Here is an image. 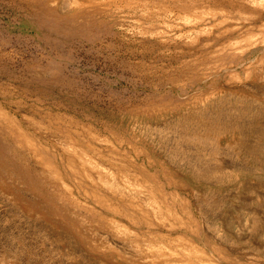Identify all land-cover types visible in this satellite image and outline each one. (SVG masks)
Returning a JSON list of instances; mask_svg holds the SVG:
<instances>
[{
	"label": "rangeland",
	"instance_id": "obj_1",
	"mask_svg": "<svg viewBox=\"0 0 264 264\" xmlns=\"http://www.w3.org/2000/svg\"><path fill=\"white\" fill-rule=\"evenodd\" d=\"M155 1L0 0V264H264V0Z\"/></svg>",
	"mask_w": 264,
	"mask_h": 264
},
{
	"label": "bare ground",
	"instance_id": "obj_2",
	"mask_svg": "<svg viewBox=\"0 0 264 264\" xmlns=\"http://www.w3.org/2000/svg\"><path fill=\"white\" fill-rule=\"evenodd\" d=\"M62 1V0H61ZM107 1V0H106ZM155 1V0H154ZM157 1V0H156ZM155 1V2H156ZM163 1V0H162ZM165 1V0H164ZM235 1V0H234ZM252 1V0H251ZM261 1V0H260ZM56 2V1H55ZM69 2V1H68ZM89 2V1H88ZM145 2H148V1H145ZM158 2V1H157ZM257 2V1H256ZM61 3V2H60ZM104 3V2H103ZM102 3V4H103ZM107 3V2H106ZM113 3V2H112ZM123 3V2H122ZM140 3V2H139ZM165 3V2H164ZM210 3V2H209ZM212 3V2H211ZM223 3V2H222ZM115 4V3H114ZM119 4V3H118ZM136 4H138V3H136ZM160 4V3H159ZM192 4V3H191ZM247 4V3H246ZM86 5V4H85ZM116 5V4H115ZM131 5V4H130ZM133 5H134V3H133ZM216 5V4H215ZM83 6V5H82ZM127 6V5H126ZM141 6V5H140ZM145 6V5H144ZM157 6V5H156ZM155 6V7H156ZM164 6V5H163ZM224 6V5H223ZM78 7H80V5L78 6ZM125 7V6H124ZM153 7V6H152ZM154 7V8H155ZM159 7V6H158ZM157 7V8H158ZM166 7V6H165ZM168 7V6H167ZM230 7H231V5H230ZM95 8V7H94ZM104 8V7H103ZM153 8V9H154ZM178 8V7H177ZM197 8H199V7H197ZM221 8V7H220ZM245 8V7H244ZM72 9V8H71ZM101 9V8H100ZM142 9H146V8H142ZM166 9V8H165ZM216 9V8H215ZM97 10H99V9H97ZM149 10V9H148ZM150 10H151V8H150ZM175 10V9H174ZM192 10H194V9H192ZM191 11V10H190ZM216 11V10H215ZM241 11H243V10H241ZM251 11V10H250ZM82 12V11H81ZM84 12V11H83ZM178 12H180V11H178ZM237 12V11H236ZM246 12V11H245ZM140 13V12H139ZM216 13V12H215ZM131 14V13H130ZM146 14V13H145ZM183 14V13H182ZM248 14V13H247ZM134 15V14H133ZM136 15V14H135ZM180 15V14H179ZM189 15V14H188ZM141 16V15H140ZM139 16V17H140ZM150 16H152V15H150ZM186 16V15H185ZM194 17V16H193ZM192 17V18H193ZM142 18V17H141ZM149 18V17H148ZM189 18V17H188ZM184 19V18H183ZM197 19V18H196ZM144 20V19H143ZM147 20V19H146ZM190 21V20H189ZM149 27H151V26H149ZM237 33V32H236ZM248 36V35H247ZM246 37V36H245ZM247 38V37H246ZM243 41V40H242ZM241 42V41H240ZM240 91V90H239ZM232 92V91H231ZM225 93V92H224ZM229 93V92H228ZM243 94H244V92H243ZM208 106V105H207ZM5 112V111H4ZM5 113H7V112H5ZM26 113V112H25ZM204 115V114H203ZM218 116V115H217ZM216 116V117H217ZM4 117V116H3ZM200 117H202V115L200 116ZM29 119V118H28ZM11 120H12V118H11ZM9 121V120H8ZM13 122V121H12ZM37 123V122H36ZM38 124V123H37ZM17 125H19V124H17ZM16 125V126H17ZM190 125V124H189ZM7 126V125H6ZM11 128V127H10ZM78 129V128H77ZM12 130V129H11ZM81 130V129H80ZM7 131V130H6ZM82 131V130H81ZM29 132V131H28ZM14 133V132H13ZM24 133V132H23ZM71 133V132H70ZM72 134V133H71ZM98 134V133H97ZM191 134V133H190ZM19 135V134H18ZM79 135V134H78ZM67 137V136H66ZM82 137V136H81ZM90 137V136H89ZM72 138V137H71ZM91 138V137H90ZM99 140V139H98ZM36 141V140H35ZM91 141V140H90ZM101 141H102V139H101ZM93 142V141H92ZM77 143V142H76ZM91 143V142H90ZM98 143V142H97ZM36 144V143H35ZM64 144V143H63ZM62 144V145H63ZM67 144V143H66ZM66 144H64V145H66ZM78 144V143H77ZM37 145V144H36ZM7 146V145H6ZM27 147V146H26ZM68 147V146H67ZM77 147V146H76ZM98 147V146H97ZM9 148V147H8ZM71 148V147H70ZM69 148V149H70ZM104 148V147H103ZM102 148V149H103ZM112 148V147H111ZM14 149V148H13ZM108 150H109V148H108ZM15 151V150H14ZM105 151V150H104ZM15 153V152H14ZM75 153V152H74ZM73 153V154H74ZM77 153V152H76ZM79 153V152H78ZM17 154H18V152H17ZM6 155V154H5ZM69 155H71V154H69ZM86 155V154H85ZM18 156V155H17ZM46 156H47V154H46ZM67 156V155H66ZM63 158V157H62ZM71 158V157H70ZM2 159H4V158H2ZM46 159H47V157H46ZM74 159V158H73ZM77 159V158H76ZM79 159V158H78ZM112 160V159H111ZM157 160V159H156ZM75 161H77V160H75ZM94 161V160H93ZM114 161V160H113ZM10 162V161H9ZM85 162V161H84ZM124 162V161H123ZM80 163V162H79ZM92 164V163H91ZM7 165H10V164H7ZM13 165V164H12ZM54 165V164H53ZM119 165V164H118ZM85 167V166H84ZM94 167V166H93ZM96 167V166H95ZM6 168V167H5ZM79 168V167H78ZM31 169H32V167H31ZM97 169V168H96ZM104 169V168H103ZM106 169V168H105ZM59 170V169H58ZM81 170V169H80ZM87 171H89V170H87ZM94 171V170H93ZM142 172V171H141ZM34 173V172H33ZM40 173V172H39ZM61 173V172H60ZM101 173V172H100ZM127 174V173H126ZM63 175V174H62ZM102 175V174H101ZM85 176V175H84ZM103 176V175H102ZM106 176V175H105ZM130 176V175H129ZM29 177V176H28ZM36 177H38V176H36ZM35 178V177H34ZM60 178V177H59ZM134 178V177H133ZM35 180V179H34ZM81 180V179H80ZM90 182V181H89ZM118 182V181H117ZM20 183V182H19ZM96 183V182H95ZM35 184V183H34ZM94 184V183H93ZM99 185V184H98ZM101 185V184H100ZM108 185V189H109V191L110 190H114V191H116L117 190V183H113V184H111V185H109V184H107ZM38 186V185H37ZM84 186V185H83ZM128 186H135V184L133 185V183H131V182H128ZM36 187V186H35ZM95 187V186H94ZM85 188V187H84ZM93 188V187H92ZM103 188H104V186H103ZM112 188V189H111ZM120 188V187H119ZM63 189V188H62ZM112 190V191H113ZM119 191V190H118ZM139 191V190H138ZM97 192H98V190H97ZM108 192V191H107ZM122 192V191H121ZM142 192V191H141ZM110 193V192H109ZM122 193H124V192H122ZM126 194V193H125ZM152 195H153V192L151 193ZM105 195V194H104ZM119 195V194H118ZM121 195V194H120ZM123 195V194H122ZM107 196V195H106ZM124 196V195H123ZM125 196H127V195H125ZM146 196V195H145ZM121 197V196H120ZM154 197H155V195H154ZM124 198V197H123ZM125 199H126V197H125ZM138 199H140L139 197H138ZM143 199V198H142ZM152 199H153V201H158V203H160V200L157 198V197H155V198H153L152 197ZM191 199V198H190ZM99 200V199H98ZM129 200V199H128ZM147 200V199H146ZM138 201V200H137ZM140 201V200H139ZM146 202V201H145ZM53 203V202H52ZM140 203V202H139ZM157 204V203H156ZM122 206V205H121ZM145 206V205H144ZM179 206V205H178ZM95 208V207H94ZM126 209V208H125ZM154 209V211H155V213H157L158 215H163V213H164V215H166L167 217H169V213H168V211H166L165 212V210H163L162 208L161 209H157V208H153ZM127 210H128V208H127ZM131 210V209H130ZM134 211V210H133ZM148 211V210H147ZM138 213V212H137ZM102 215V214H101ZM185 215V214H184ZM108 216V215H107ZM183 216V215H182ZM71 217V216H70ZM67 218V217H66ZM154 218V217H153ZM98 219V218H97ZM161 219V218H160ZM74 222V221H73ZM110 222H112V224H117V228L120 230V231H122L125 235H127V236H129L130 238H132V239H134V241L135 242H137L135 239H138L139 237H140V235L137 233V232H135V231H133V229L132 230H130L128 227H127V224H124V223H122V222H120V221H110ZM157 225V224H156ZM193 226V225H192ZM116 235V234H115ZM117 236V235H116ZM118 238V237H117ZM146 238V237H145ZM148 238V237H147ZM125 239V238H124ZM166 240V239H165ZM103 241H104V239H103ZM171 242H168L167 241V244L168 245H166V246H156V247H153V248H148V250L150 249V251L152 252V255L154 256V257H156V258H159L160 256H171L172 257V261H169L167 264H169V263H171V264H193V262H194V264H195V261H202V260H204V259H206L207 258V252L205 251V250H203V249H200V248H198V247H196L195 245H193V243H191L190 241H187L186 239H184V238H171V240H170ZM194 241V240H193ZM113 242V241H112ZM106 243V242H105ZM112 245V244H111ZM110 244L109 245H107L108 246V248L109 249H111V250H115L112 246H111ZM223 245V244H222ZM137 248H136V250L137 251H140L141 253L144 251V246H141L140 244H137ZM207 246V245H206ZM204 248V247H203ZM117 250V249H116ZM120 252H121V250H120ZM129 252V251H128ZM145 252V251H144ZM123 253V252H122ZM210 254V253H209ZM116 255V254H115ZM125 257V256H124ZM128 257V256H127ZM139 259V261L142 263V262H144L143 261V259L141 260L140 258H138ZM148 263H149V260L147 261ZM146 262V263H147Z\"/></svg>",
	"mask_w": 264,
	"mask_h": 264
}]
</instances>
